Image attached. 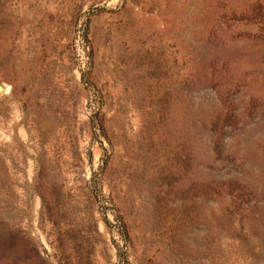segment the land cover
I'll list each match as a JSON object with an SVG mask.
<instances>
[{
    "label": "rangeland",
    "instance_id": "rangeland-1",
    "mask_svg": "<svg viewBox=\"0 0 264 264\" xmlns=\"http://www.w3.org/2000/svg\"><path fill=\"white\" fill-rule=\"evenodd\" d=\"M0 264H264V0H0Z\"/></svg>",
    "mask_w": 264,
    "mask_h": 264
}]
</instances>
